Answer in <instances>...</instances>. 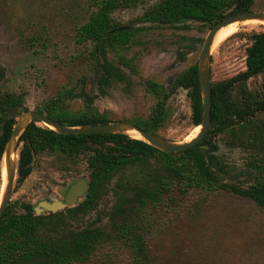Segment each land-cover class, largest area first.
I'll return each instance as SVG.
<instances>
[{
	"label": "trees",
	"instance_id": "16d2710c",
	"mask_svg": "<svg viewBox=\"0 0 264 264\" xmlns=\"http://www.w3.org/2000/svg\"><path fill=\"white\" fill-rule=\"evenodd\" d=\"M255 0H88L82 20L73 27L74 40L84 46L94 82L99 92L114 81L124 78L118 64L107 53L113 51L117 61L135 73L138 67L120 50L130 44L143 23L185 26L197 21L209 29L235 13L253 10ZM143 6L140 14L127 21L113 16L119 9ZM251 43L245 49V68L235 75L211 81V127L197 144L181 151H162L147 142L123 133L63 134L32 120L17 140V173L15 181L22 183L33 168V157L44 153L65 157L73 162L83 157L88 172V191L82 200L58 211L36 214L30 203L20 202L21 212L8 204L0 216V264H69L88 260L97 245L115 235L127 239L132 258L141 262L146 257V244L137 220L146 207L162 203L169 191L201 189L207 192L222 189L251 198L264 207V149L255 152L251 165L256 170L254 181L242 185L235 180V167L216 154L212 136L240 130L244 142L264 145V133H258L263 121L254 114L264 110V82L251 89L248 80L264 74V32L249 35ZM202 45L203 39H195ZM3 69L0 67V77ZM84 82V79H81ZM154 103L146 116L113 120L107 111L93 105L94 97L86 89L76 92L64 85L55 94L38 104L35 110L66 125L98 124L128 121L150 133L158 130L168 118L167 102L180 88L190 100V120L193 126L202 121V102L196 63H192L161 83L144 80ZM78 97L83 107L70 110L66 104ZM15 104L25 105V93L0 88V161L16 118L4 121L6 110ZM1 164V163H0ZM229 177L232 181H226ZM1 184V167H0ZM110 189L115 203L109 213L111 230L85 220L86 214L98 205ZM110 229V228H109Z\"/></svg>",
	"mask_w": 264,
	"mask_h": 264
},
{
	"label": "rangeland",
	"instance_id": "374dc122",
	"mask_svg": "<svg viewBox=\"0 0 264 264\" xmlns=\"http://www.w3.org/2000/svg\"><path fill=\"white\" fill-rule=\"evenodd\" d=\"M87 3L88 0H0V67L3 69L0 88L24 92L26 107L35 110L59 88L71 85L76 92L86 89L96 95L95 108L107 111L113 120L146 116L154 98L146 90L144 80L150 78L166 84L188 65L196 63L202 45L195 39L204 40L209 26L197 21L178 27L140 24L142 28L133 41L120 50L133 60L139 73L119 64L115 53L109 50L108 59L119 65L124 78L112 82L101 93L84 46L74 40L73 27L86 14ZM142 10V5L119 9L113 16L127 21ZM253 10L264 11V0H255ZM260 31L264 32V25L238 23L232 35L212 48L209 58L212 82L245 68V49L251 43L249 35ZM263 82L264 74L248 80V86L254 89ZM66 107L81 108L83 102L75 97ZM167 108L169 116L158 130L160 136L180 142L198 133L190 120L186 90L180 88L172 95ZM253 119L264 122V110L257 111ZM258 133L262 135L264 129ZM212 140L216 154L235 167V180L250 185L257 175L251 165L252 156L261 152L264 145L245 143L238 129L233 133H217ZM87 176L83 157L69 162L65 157L44 153L35 158L31 173L22 183L14 181L9 204L13 211L21 212L20 202L36 207L41 202L61 200L73 181ZM225 180L232 181L229 177ZM3 188L2 182L0 197ZM114 203L113 193L108 189L85 220L111 230L109 213ZM47 211L39 206V213ZM131 219L137 220L145 239L147 256L141 262L132 258L127 239L114 232L112 239L97 245L88 260L69 264H264V207L251 198L222 189L183 192L173 187L162 203L146 207L142 217Z\"/></svg>",
	"mask_w": 264,
	"mask_h": 264
},
{
	"label": "water",
	"instance_id": "95a60500",
	"mask_svg": "<svg viewBox=\"0 0 264 264\" xmlns=\"http://www.w3.org/2000/svg\"><path fill=\"white\" fill-rule=\"evenodd\" d=\"M264 19V11H245L240 13H235L228 17H225L218 23H216L213 27L209 29L206 36L204 37L201 49L199 51L198 59L196 62L200 92H201V102H202V121L200 124L196 125L200 126V130L198 133L191 139L186 141H171L166 139L160 135H156L150 133L135 124L128 121H115L108 123H98V124H84V125H66L62 124L59 121L49 117L46 114H43L37 110H29L23 109V105L15 104L10 106L4 115V121L15 117L16 122L13 125L11 134L7 139L3 153L1 156L0 167H1V183H4V190L2 192V198L0 201V216L3 211L9 204L11 199L13 185L17 173V162H18V153L16 161L11 159V153L17 152V140L20 134L23 132L24 128L29 124L32 120H38L42 122L48 128L56 131L57 133L63 134H75V133H123L128 135L124 130L125 129H134L142 136V138H137L147 142L148 144L154 146L155 148L167 151V152H175L181 151L188 147H191L198 142H200L204 137L208 129L211 127V78H210V66H209V58L211 53V46L213 43V36L217 30H219L222 26H226L235 21H244L247 19ZM130 136V135H128ZM131 137V136H130ZM134 138V137H132ZM35 157H33V162ZM2 165L4 167V175L2 177ZM88 191V182L85 178L77 179L72 182L66 193L61 200H54L52 202H41L38 206L34 207L36 214H40L39 206H43L48 211H57L63 205L70 206L74 204L78 197Z\"/></svg>",
	"mask_w": 264,
	"mask_h": 264
},
{
	"label": "bare ground",
	"instance_id": "6f19581e",
	"mask_svg": "<svg viewBox=\"0 0 264 264\" xmlns=\"http://www.w3.org/2000/svg\"><path fill=\"white\" fill-rule=\"evenodd\" d=\"M238 23H251V24H257V25H264V19H247V20H244V21H235V22H232L226 26H222L219 30L216 31V33L214 34L213 36V43H212V46H211V49L214 48L215 46H218L220 45L224 40H226L230 35H232L235 30H236V25ZM200 130V126H197L196 129H195V132L197 133L198 131ZM128 135H130L131 137H134V138H142V136L139 134V132H137L136 130L134 129H125L124 130ZM11 159L16 161L17 159V152H12L11 153ZM4 175V167L2 165V177ZM3 187H4V183H3ZM4 190V189H3ZM1 198L2 196L0 197V201H1Z\"/></svg>",
	"mask_w": 264,
	"mask_h": 264
},
{
	"label": "flooded vegetation",
	"instance_id": "af4514ba",
	"mask_svg": "<svg viewBox=\"0 0 264 264\" xmlns=\"http://www.w3.org/2000/svg\"><path fill=\"white\" fill-rule=\"evenodd\" d=\"M86 180H87V179H86ZM75 181H76V180H75ZM73 182H74V181H73ZM82 195H83V194H82ZM79 197H80V196H79ZM79 197H78V198H79Z\"/></svg>",
	"mask_w": 264,
	"mask_h": 264
}]
</instances>
